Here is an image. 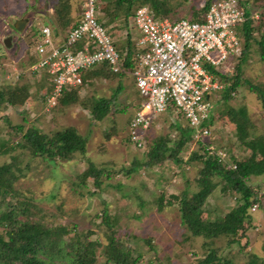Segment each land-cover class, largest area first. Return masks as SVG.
Returning a JSON list of instances; mask_svg holds the SVG:
<instances>
[{
	"label": "rangeland",
	"instance_id": "obj_1",
	"mask_svg": "<svg viewBox=\"0 0 264 264\" xmlns=\"http://www.w3.org/2000/svg\"><path fill=\"white\" fill-rule=\"evenodd\" d=\"M205 1L171 0L179 5V16L188 15L192 6L202 7ZM239 1L253 17L252 25L260 26L252 31L253 37L259 38L264 29V0ZM54 2L0 0V86L28 84L31 90L28 102L0 109V165L8 163L16 177L8 193L0 192V213L12 205L16 210L24 208L18 210L19 219H31L47 227L70 228L62 235L63 241L68 244L72 243L70 239L80 237L93 242V264L105 262V249L111 238H115L117 246L119 243L129 249L132 264H212L202 260L212 248L217 257L231 264H264V172L246 179L258 201L248 208L247 216L239 217V234L211 238L193 234L181 219L180 207L181 201H187L199 189L202 162L190 160L189 156L203 153L200 144L192 134L178 153V161L166 154L149 155L159 138L166 139L165 145L169 147L180 139L177 125L183 126L185 120L175 109L154 117L143 130L140 145L129 140L128 125L141 99L130 73L87 79L75 102L64 104L57 99L54 104L46 103L47 82L30 73L29 67L36 56L34 45L39 40V28L44 24L54 28V21H48L45 15L52 12ZM74 5L77 14L79 9ZM105 14L101 10L99 15L107 22ZM19 18L26 22L21 31L15 28ZM131 24L130 20L128 28L116 25L123 30L122 34L117 30L112 35L118 49L126 44L125 31L131 32L135 42L140 36ZM106 25L110 27L112 23ZM7 37L8 46L3 42ZM250 43L242 61L234 57L226 64L224 73L230 77L229 81L236 76L238 67L242 82L228 100H223L224 86L214 92L215 115L208 135L201 138L210 153L228 167H233V158L248 155L244 140L264 135V106L258 92H264V60L259 57L257 44L252 40ZM220 82L230 83L223 77ZM99 99L110 100V105L101 119H92ZM229 107L244 108L249 118L247 132H240L229 120L226 115ZM19 125L23 130L37 127L48 136L74 127L86 138L85 150L76 152L71 159H56L53 163L33 154L29 147L17 145L21 135ZM89 163L103 170L98 178L99 187L93 176L84 175ZM132 165L130 173L121 171ZM214 180L218 184L196 213L198 221L222 217L241 203L239 193L225 187L220 178ZM2 228L0 224V233Z\"/></svg>",
	"mask_w": 264,
	"mask_h": 264
},
{
	"label": "trees",
	"instance_id": "obj_2",
	"mask_svg": "<svg viewBox=\"0 0 264 264\" xmlns=\"http://www.w3.org/2000/svg\"><path fill=\"white\" fill-rule=\"evenodd\" d=\"M101 6L99 11H103L108 18L107 22L112 25L108 27L109 32L113 35L118 30V23L121 26L130 27L129 21L133 15L134 6L148 5L153 16L157 18H169L175 21L181 17H187L197 21L202 20L203 13L208 9L211 0H206L202 7H191V12L188 15H180L178 4H174L171 0H100ZM77 9L79 11L76 17L81 12L79 4ZM73 0H55L51 6L53 8V21L54 27L59 32H67V30L76 22V18L72 15ZM246 21L237 27L238 35L242 42L241 52L237 59L243 60L247 53L251 40L254 41L259 50V57L264 60V29L261 31L259 38L252 35V31L257 26H253V17L249 11L246 12ZM105 26L107 22L98 17ZM126 44L123 49H118L120 53V65L122 71L113 72L107 68L106 65L99 69H92L85 74L84 79H92L99 75H118L130 73L136 67L138 49L136 42L133 41L131 36L126 37ZM237 66V64H236ZM237 69H239L237 67ZM236 69V76L229 81L227 73L213 70L216 77H223L230 83L223 84V100L230 99L231 93L234 92L241 84L239 72ZM220 78V79H221ZM219 79V81H220ZM222 81V80H221ZM84 83V82H83ZM221 83V82H220ZM223 83V82H222ZM221 83V84H222ZM78 87L69 90H63L58 100L64 104L75 102L79 99ZM120 87V85H119ZM118 87V88H119ZM252 85L249 87L251 88ZM261 98V103L264 106V92L258 91ZM31 90L28 84H10L0 86V109L6 106L21 105L30 100ZM45 97V96H44ZM110 100L99 99L96 103L92 115V119H101L106 113L107 105H110ZM226 115L229 120L236 125L240 132H247L249 118L243 107L236 109L228 108ZM213 117L203 122V125L210 126ZM18 130L21 131L17 145L21 148L29 147L31 152L35 155L42 156L53 163L56 159L68 160L73 157L76 152H84L86 138L80 135L74 127H66L54 134L48 136L45 133L39 132L37 127L30 126L23 130V126L19 125ZM180 139L173 143V146H166V139L159 138L149 150L150 156L165 155L169 159L178 161L180 160L178 153L186 143L191 139L192 130L185 122L183 126L177 125ZM129 137V136H128ZM129 140L132 141L129 137ZM200 144L199 150L203 153L198 154L194 152L189 156L190 160L200 159L201 168L199 170L200 177L198 179L199 189L193 193L187 201H181V219L187 224L191 232L196 235H202L206 238L217 237L222 234H239L237 228V221L239 217L248 215V208L258 201L257 193L247 183L246 179L251 175H259L264 172V135L251 136L249 139L244 140L245 147L249 153L243 159H234L233 164L228 167L224 165L220 158L211 154L208 146H204L201 139L197 140ZM134 169V165L130 168H122L121 171L130 173ZM101 168L95 167L92 163L84 173L85 176H93L94 183L99 187V176L102 174ZM220 178L224 181L225 187L232 189L234 192L240 194L241 203L234 208L228 210L222 217L213 220L198 221L195 215L201 209L208 195L215 189L218 182L214 178ZM14 173L8 163L0 165V192L5 195L12 188L15 180ZM15 206L11 205L8 211H1L0 224L3 225L2 232L0 233V264H93L94 262V247L93 242H88L80 237L70 239L72 243H66L62 239L64 233H68L70 228L65 226L47 227L40 222L33 220H22L17 216L18 210ZM107 222V219H104ZM243 234V232L241 233ZM264 250V248H263ZM106 259L103 264H132L129 249L118 243L116 245L115 238L109 240V244L105 249ZM203 262H210L214 264H231L217 257L215 250L212 248L206 253ZM252 264V263H249Z\"/></svg>",
	"mask_w": 264,
	"mask_h": 264
},
{
	"label": "built area",
	"instance_id": "obj_3",
	"mask_svg": "<svg viewBox=\"0 0 264 264\" xmlns=\"http://www.w3.org/2000/svg\"><path fill=\"white\" fill-rule=\"evenodd\" d=\"M75 3L81 12L67 32L59 35L44 24L34 45L36 56L29 71L46 80L49 105L64 89L83 84L92 69L106 65L113 72L122 71L114 38L98 19L101 1ZM246 12L239 0H212L201 21L185 17L172 21L153 16L148 5L134 6L130 20L140 36L136 67L130 74L142 100L128 125L132 141L140 145L143 130L168 109L183 116L197 140L208 135L210 126L203 122L215 115L214 92L222 87L213 70L225 72L226 64L240 54L237 27L246 21Z\"/></svg>",
	"mask_w": 264,
	"mask_h": 264
},
{
	"label": "crops",
	"instance_id": "obj_4",
	"mask_svg": "<svg viewBox=\"0 0 264 264\" xmlns=\"http://www.w3.org/2000/svg\"><path fill=\"white\" fill-rule=\"evenodd\" d=\"M51 9H52V12L51 11H49V14L47 13V14H45L46 16H47V18H48V21H53V8L51 7ZM72 15L76 18V20H77V17H76V12L74 11V6H72ZM119 26H121V24H119ZM121 31H123L122 29H118V34H119V32H120V34H122L121 33ZM126 32V34L127 35H129V36H131V38L133 39V37H132V34H131V32L129 31V30H127V31H125ZM134 86H135V82H134ZM135 88H136V86H135ZM136 91H137V89H136ZM138 92V91H137ZM139 94V93H138ZM215 98V97H214ZM141 100H142V98L141 99H138V105L140 104V102H141ZM134 115V114H133Z\"/></svg>",
	"mask_w": 264,
	"mask_h": 264
},
{
	"label": "water",
	"instance_id": "obj_5",
	"mask_svg": "<svg viewBox=\"0 0 264 264\" xmlns=\"http://www.w3.org/2000/svg\"><path fill=\"white\" fill-rule=\"evenodd\" d=\"M25 19L24 18H19L16 23H15V28L18 30V31H21L23 29V27L25 26ZM9 37H7L6 39L3 40L4 42V45L8 46L10 41H9Z\"/></svg>",
	"mask_w": 264,
	"mask_h": 264
},
{
	"label": "clouds",
	"instance_id": "obj_6",
	"mask_svg": "<svg viewBox=\"0 0 264 264\" xmlns=\"http://www.w3.org/2000/svg\"><path fill=\"white\" fill-rule=\"evenodd\" d=\"M55 28V27H54ZM56 29V28H55Z\"/></svg>",
	"mask_w": 264,
	"mask_h": 264
}]
</instances>
